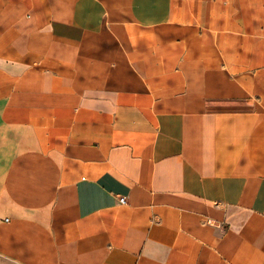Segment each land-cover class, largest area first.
<instances>
[{"label": "crops", "instance_id": "1", "mask_svg": "<svg viewBox=\"0 0 264 264\" xmlns=\"http://www.w3.org/2000/svg\"><path fill=\"white\" fill-rule=\"evenodd\" d=\"M0 264H264V0H0Z\"/></svg>", "mask_w": 264, "mask_h": 264}, {"label": "built area", "instance_id": "2", "mask_svg": "<svg viewBox=\"0 0 264 264\" xmlns=\"http://www.w3.org/2000/svg\"><path fill=\"white\" fill-rule=\"evenodd\" d=\"M120 201H121V203H126L127 202V199H126V197H121L120 198Z\"/></svg>", "mask_w": 264, "mask_h": 264}]
</instances>
